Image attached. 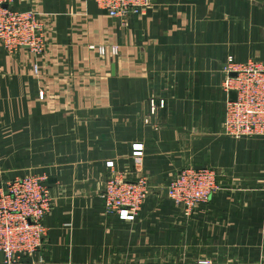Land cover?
<instances>
[{
	"label": "crops",
	"instance_id": "1",
	"mask_svg": "<svg viewBox=\"0 0 264 264\" xmlns=\"http://www.w3.org/2000/svg\"><path fill=\"white\" fill-rule=\"evenodd\" d=\"M10 1L35 12L45 45L0 48V186L46 175L51 198L21 264L264 258V136L221 130L228 58L264 63V0H150L125 21L94 0ZM188 167L213 168L219 189L186 215L167 185ZM116 172L148 180L133 219L104 210Z\"/></svg>",
	"mask_w": 264,
	"mask_h": 264
},
{
	"label": "built area",
	"instance_id": "2",
	"mask_svg": "<svg viewBox=\"0 0 264 264\" xmlns=\"http://www.w3.org/2000/svg\"><path fill=\"white\" fill-rule=\"evenodd\" d=\"M108 15L127 20L143 13L150 0H94ZM43 26L35 12L0 0V48L13 53L28 48L39 55L44 50ZM104 53L103 48L99 49ZM112 52H116L113 48ZM34 74L38 66L33 65ZM223 89L235 94L225 103L221 130L235 138L264 136V63L257 60L235 62L231 57L224 67ZM216 171L210 167H188L167 185V196L176 207L191 214L207 203L219 189ZM149 193L145 176L134 180L112 173L105 180L101 197L106 213L135 218ZM51 208L47 176L25 174L4 180L0 186V254L2 264H21L38 251L46 236L44 216ZM256 264H264L261 258Z\"/></svg>",
	"mask_w": 264,
	"mask_h": 264
},
{
	"label": "water",
	"instance_id": "3",
	"mask_svg": "<svg viewBox=\"0 0 264 264\" xmlns=\"http://www.w3.org/2000/svg\"><path fill=\"white\" fill-rule=\"evenodd\" d=\"M231 99H232V100L235 99V94L231 93Z\"/></svg>",
	"mask_w": 264,
	"mask_h": 264
}]
</instances>
